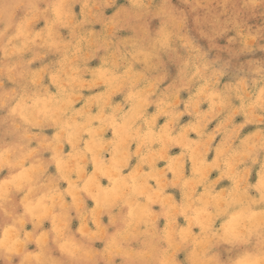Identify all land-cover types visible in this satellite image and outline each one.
Wrapping results in <instances>:
<instances>
[{"label":"clouds","instance_id":"1","mask_svg":"<svg viewBox=\"0 0 264 264\" xmlns=\"http://www.w3.org/2000/svg\"><path fill=\"white\" fill-rule=\"evenodd\" d=\"M0 264H264V0H0Z\"/></svg>","mask_w":264,"mask_h":264}]
</instances>
